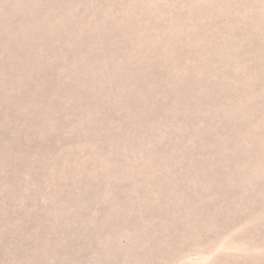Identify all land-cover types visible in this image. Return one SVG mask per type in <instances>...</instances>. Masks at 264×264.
Masks as SVG:
<instances>
[{
    "label": "rangeland",
    "instance_id": "1",
    "mask_svg": "<svg viewBox=\"0 0 264 264\" xmlns=\"http://www.w3.org/2000/svg\"><path fill=\"white\" fill-rule=\"evenodd\" d=\"M0 264H264V0H0Z\"/></svg>",
    "mask_w": 264,
    "mask_h": 264
}]
</instances>
